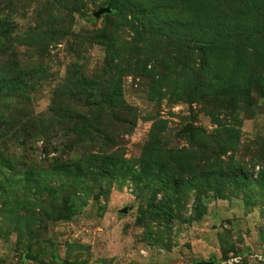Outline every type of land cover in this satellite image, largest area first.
Instances as JSON below:
<instances>
[{
    "label": "rangeland",
    "instance_id": "1",
    "mask_svg": "<svg viewBox=\"0 0 264 264\" xmlns=\"http://www.w3.org/2000/svg\"><path fill=\"white\" fill-rule=\"evenodd\" d=\"M197 1L0 0V264H264V0H224L256 53L223 94L162 60ZM140 48L156 77L122 78L117 120L100 103Z\"/></svg>",
    "mask_w": 264,
    "mask_h": 264
},
{
    "label": "trees",
    "instance_id": "2",
    "mask_svg": "<svg viewBox=\"0 0 264 264\" xmlns=\"http://www.w3.org/2000/svg\"><path fill=\"white\" fill-rule=\"evenodd\" d=\"M224 6V0L197 1L189 8L193 10L192 17L182 16L178 23L172 25L176 33H181L179 37H174L171 34L172 37L169 33H165V27L159 29L161 34L158 32L161 38L167 37L166 45L169 44V46H173L175 50H177L176 53L174 52L170 57H163V62L173 61L174 65L177 66L174 68L179 71V74L181 72L184 75L185 72H188L192 75H196V86H198V88L202 87L213 94H223L227 88L237 87L238 83L242 82V71L245 68L243 60L256 53L255 50H253L255 35L242 33L240 29L242 25L240 26L238 21L227 18V15L224 14L226 12L222 11ZM66 8L67 10H71L68 5H66ZM150 9V11H147V14L155 15L156 18H158L160 27L163 26V23H172L168 15L163 13L164 11L158 10L155 6L150 7ZM142 16L144 17L145 15L143 14ZM185 31H190L191 34H183ZM182 38L185 39L183 40ZM188 38H190V40ZM177 39H181L182 42H177ZM184 54L186 56H184ZM127 55L126 62L122 61V66L114 65L113 63V77L108 83L111 84V96L101 101V108L99 109L101 112L104 109H110L117 120H121L120 113L128 111L129 108L122 95V78L131 72L135 73L140 71L141 68L144 71L148 70V65L158 60L157 58L154 59V55H142L141 48ZM188 57L191 59L190 63L186 62ZM166 68L170 69L171 67L169 68L166 66ZM148 71L153 73L154 77H156L154 64ZM256 77L255 69L251 70L248 84H256L254 82ZM198 88H193L191 91L196 94ZM189 94H191V92H189ZM88 104L93 107L98 105L91 102H88ZM77 113L79 114L80 111ZM94 118L96 119L97 117ZM77 120L81 121L82 118L78 117ZM81 123L83 125L82 129H85L82 134H88L90 131L88 125L91 124L90 119H83ZM151 146L152 144L147 145L143 160L148 159V149H150ZM104 168H106L107 171L109 170L108 165L106 167L104 166ZM95 169V165L91 163L85 166V170L90 173H95ZM115 169L116 172H119L121 175L131 173V168L125 165L119 167L117 164ZM68 171L75 177L80 172L79 168H70ZM149 172L150 171H146L145 168H143L139 172V175L143 176L148 182L150 178L159 177L158 175L152 177L153 175H148ZM151 184H153L152 181ZM65 210L66 212H69V210L72 211V206L66 204ZM20 264H23V261H21Z\"/></svg>",
    "mask_w": 264,
    "mask_h": 264
},
{
    "label": "water",
    "instance_id": "3",
    "mask_svg": "<svg viewBox=\"0 0 264 264\" xmlns=\"http://www.w3.org/2000/svg\"><path fill=\"white\" fill-rule=\"evenodd\" d=\"M111 12V9L110 7H107V8H103L101 9L98 13L95 14V16L97 18H99L102 14H105V13H109ZM193 126L191 123L187 124L184 129L181 131V134H189L190 136H192L193 134ZM124 212H127V210H124ZM203 264H211V263H203Z\"/></svg>",
    "mask_w": 264,
    "mask_h": 264
}]
</instances>
